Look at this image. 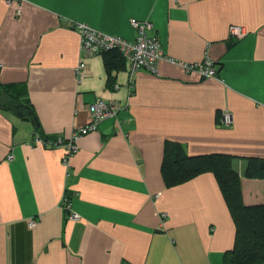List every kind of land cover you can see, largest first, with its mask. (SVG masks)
I'll use <instances>...</instances> for the list:
<instances>
[{
  "label": "crops",
  "instance_id": "crops-1",
  "mask_svg": "<svg viewBox=\"0 0 264 264\" xmlns=\"http://www.w3.org/2000/svg\"><path fill=\"white\" fill-rule=\"evenodd\" d=\"M132 18L168 56L212 59L217 76L162 59L130 83L129 62L110 75L104 51L79 67L78 24L132 40ZM11 82L26 93L10 95ZM98 98L117 114L71 151L56 144ZM173 142L264 157V0H0V264H226L236 226L217 178L167 185ZM242 187L246 204L264 202V179Z\"/></svg>",
  "mask_w": 264,
  "mask_h": 264
},
{
  "label": "trees",
  "instance_id": "trees-1",
  "mask_svg": "<svg viewBox=\"0 0 264 264\" xmlns=\"http://www.w3.org/2000/svg\"><path fill=\"white\" fill-rule=\"evenodd\" d=\"M103 54L110 75L112 68L124 66L125 57L120 50L116 48L104 50ZM1 86L14 97L26 93L22 87L18 90H24V92L16 93L17 89L13 82L1 83ZM14 108L22 118H28L27 113L33 112L34 120L38 122L35 112L28 104L18 103V106ZM170 148L173 150V156L170 159L165 158L163 165L167 185L187 181L204 172H212L217 178L236 226L235 244L225 253V263L258 264L264 262V202L246 204L243 201L242 187L243 177L264 179V157L230 152L189 155L185 146L180 142H173L168 146V149ZM236 159H245L243 173L239 171L235 163Z\"/></svg>",
  "mask_w": 264,
  "mask_h": 264
},
{
  "label": "built area",
  "instance_id": "built-area-1",
  "mask_svg": "<svg viewBox=\"0 0 264 264\" xmlns=\"http://www.w3.org/2000/svg\"><path fill=\"white\" fill-rule=\"evenodd\" d=\"M131 23L137 29L136 37L132 40L119 35L107 34L102 31L95 30L84 23L78 24L77 29L80 33L81 47L84 54V59L80 62L79 67L84 68L86 66V59L89 57L100 53L101 51L116 48L122 52L127 62H129L128 67L130 83L133 80L134 74L142 68L148 67L153 71H157L158 63L162 59L179 63L187 71L195 70L206 77L213 78L217 76V67L213 63L212 59L207 58L202 62L194 63L179 61L176 58L165 54L157 35L147 34V28L151 27V23L149 21L146 20L143 22L137 18H132ZM230 31L232 34L237 36H243L246 34L245 27L240 24L232 25ZM90 110L91 117L89 121L84 125L74 128L68 140L64 141L59 137L54 142H56V144L66 142L67 152L75 149L77 139L84 134L95 130L99 123L105 118L117 114L118 105L115 102H108L102 98H98L94 102L90 103ZM223 120L226 125H230L233 121L229 113L223 116ZM71 217L78 218V214L76 212H72ZM29 224L33 226L35 224V220L31 219ZM258 264H264V262Z\"/></svg>",
  "mask_w": 264,
  "mask_h": 264
}]
</instances>
